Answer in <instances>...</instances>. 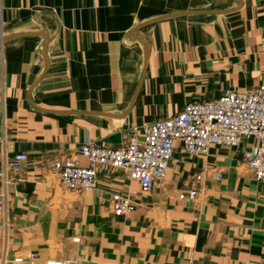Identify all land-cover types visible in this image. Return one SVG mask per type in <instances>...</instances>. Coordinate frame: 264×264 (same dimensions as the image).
Here are the masks:
<instances>
[{
	"label": "crops",
	"instance_id": "1",
	"mask_svg": "<svg viewBox=\"0 0 264 264\" xmlns=\"http://www.w3.org/2000/svg\"><path fill=\"white\" fill-rule=\"evenodd\" d=\"M263 76L264 0H0V166L27 154L8 172L0 261L264 264V183L240 163L252 140L206 156L176 144L148 193L106 166L70 192L52 167ZM199 173L197 197L179 199ZM114 192L135 204L128 218L108 207Z\"/></svg>",
	"mask_w": 264,
	"mask_h": 264
},
{
	"label": "built area",
	"instance_id": "2",
	"mask_svg": "<svg viewBox=\"0 0 264 264\" xmlns=\"http://www.w3.org/2000/svg\"><path fill=\"white\" fill-rule=\"evenodd\" d=\"M245 140H252L241 151L240 163L249 169L253 178L264 183V76L259 85L249 91L227 90L215 100H195L186 103L171 117L133 127L124 143L103 146L94 140L81 144L74 157L53 161L59 185L67 191H89L96 187L97 169L106 166L123 171L138 182L142 193H148L155 182L165 178L173 160L176 144L190 156H206L214 146L236 148ZM85 160L81 164L79 157ZM27 161V154L19 152L0 166V211L5 208L8 172H18ZM202 174L192 179L193 186L178 194L179 199L194 200L199 192ZM219 172L215 178H219ZM108 207L113 215L128 218L135 204L119 192L111 193ZM75 241L78 238H74ZM36 254L16 256L14 264H37ZM5 252L0 264L7 263ZM43 264H93L76 260L49 258Z\"/></svg>",
	"mask_w": 264,
	"mask_h": 264
}]
</instances>
